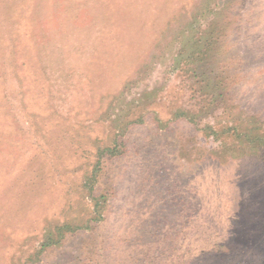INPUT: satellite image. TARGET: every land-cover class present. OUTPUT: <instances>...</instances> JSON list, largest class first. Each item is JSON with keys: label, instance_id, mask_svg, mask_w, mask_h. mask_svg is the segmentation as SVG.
<instances>
[{"label": "rangeland", "instance_id": "obj_1", "mask_svg": "<svg viewBox=\"0 0 264 264\" xmlns=\"http://www.w3.org/2000/svg\"><path fill=\"white\" fill-rule=\"evenodd\" d=\"M0 264H264V0H0Z\"/></svg>", "mask_w": 264, "mask_h": 264}]
</instances>
